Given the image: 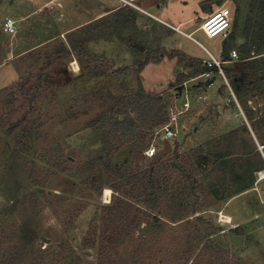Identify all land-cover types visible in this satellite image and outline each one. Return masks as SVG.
Segmentation results:
<instances>
[{
    "label": "rangeland",
    "instance_id": "rangeland-1",
    "mask_svg": "<svg viewBox=\"0 0 264 264\" xmlns=\"http://www.w3.org/2000/svg\"><path fill=\"white\" fill-rule=\"evenodd\" d=\"M160 1L169 9L159 13L175 22L196 11V32L139 11ZM60 2L0 0V264H97L102 207L110 204L105 187L119 170L144 172L156 159L145 150L165 144L161 126L146 128L130 102L163 96L177 131L172 151L156 161L166 165L157 170L164 172L163 199L147 207L142 227L152 225L144 233L109 252L112 264H264V86L235 92L238 105L228 101L221 75L209 86L187 63L208 57L206 47L225 61L233 89L229 69L238 61L258 57L264 75L257 3L71 0L60 9ZM221 7L232 10L233 26L210 38L199 28L202 18ZM6 16L17 32L2 31ZM86 19L92 22L79 24ZM110 119L128 131L119 125L107 145ZM182 197L192 210H180ZM222 212L233 220L222 221Z\"/></svg>",
    "mask_w": 264,
    "mask_h": 264
},
{
    "label": "trees",
    "instance_id": "trees-1",
    "mask_svg": "<svg viewBox=\"0 0 264 264\" xmlns=\"http://www.w3.org/2000/svg\"><path fill=\"white\" fill-rule=\"evenodd\" d=\"M256 3L258 5L257 7H259V11L264 13V0H254V5H256ZM259 36L260 35H258V38ZM260 39L261 36L259 40ZM132 42L133 41H131V43ZM261 44L262 45L260 46L258 55L264 53V42ZM80 48L82 53L88 54V51L83 49V46H80ZM64 49L67 50L66 47ZM245 52L249 53V50L246 49ZM245 52L244 50L243 52L240 50L243 59L250 57V55L247 56ZM227 55L225 53V57H228ZM146 63L147 62H144V64ZM187 63L188 66L193 69L192 76H198L206 69L201 58L198 59V61L192 58L191 60H188ZM259 65L260 60H258V57H255L253 59L238 61L232 68L229 69V72L232 76L233 85L235 86L234 90L237 95L240 94V92L243 93L248 90L263 88L264 75L260 73ZM185 76L186 75H181L179 81L182 82ZM135 100L136 99H134L133 102H130V105L138 109V112L141 115L142 124L146 128H153L156 125L163 127L170 121V107L165 99V96L161 98H155L153 100H145L144 103H142L143 101H141V99L137 98L138 101ZM119 125L124 128L126 135L128 128L125 127L124 124L114 122L112 119L104 122L103 126H108L107 132L105 131L106 133L102 134L105 144L108 145V140H111V138L113 139L117 136V133L120 130L116 127ZM16 128L17 125H15V128L13 129ZM143 139L145 140V136ZM177 149L178 147H176L173 151L175 152ZM164 163V160L159 163H152V161H150L144 172H126L119 170L117 175H115L116 182H111L112 184L110 185V188L113 189L114 198L113 200L111 198V200L108 202L110 204L104 205L102 207L104 210V215L102 217L103 223L98 238L100 251L97 257V264H112L113 257L110 256L109 252H111L115 246L123 243L126 239H133L137 232H141L143 230L142 224L146 222L144 221V216L151 214V211L147 210V207L157 208L160 206L163 195L159 189L163 183L162 173L164 172H157V170L162 166L166 168ZM178 167H182V164H177L175 166V168ZM182 173L185 174L186 172ZM165 177H167V179L170 177L169 172H166ZM142 203L145 204L146 208L142 205ZM177 204H181V206L184 207V209L180 210H192L191 206L193 204L188 205L187 199L184 197H182V199ZM96 231L97 230L94 231L95 234L90 240L91 245L95 244V241H97ZM107 241H109L108 245H106ZM144 245L145 244L143 241L138 243L137 250L134 251L133 254L134 260L137 261V257L143 251ZM138 262L140 261H137L136 263Z\"/></svg>",
    "mask_w": 264,
    "mask_h": 264
},
{
    "label": "built area",
    "instance_id": "built-area-1",
    "mask_svg": "<svg viewBox=\"0 0 264 264\" xmlns=\"http://www.w3.org/2000/svg\"><path fill=\"white\" fill-rule=\"evenodd\" d=\"M59 5H61V4L59 3ZM202 19L203 20H202L199 28H200V30L204 31V33L210 38H214V37L221 35V34H223L224 36L228 35V33L231 31V28L233 26V21H234L232 10L229 7H221L218 10L203 16ZM17 29H18V26H17L16 20L11 16H6L4 18V21H3L2 31L6 34H12V33L17 32ZM204 48L208 52V57L203 59V63L205 65L206 69L204 70L203 73H201L199 75V77H202L205 81H208L209 86H212L215 84V79L217 78V76L221 75L223 77V79L225 80L226 85L229 87V89H226L227 94L229 96L228 101L229 102H235L237 104L238 99L236 97L235 91L230 86V82L226 76L225 69L223 67V63L225 61L221 60V58L216 56L213 52L208 50L206 47H204ZM238 55H239L238 51L236 49H233L231 52V57L233 59H235V58H238ZM74 62H75V60L72 61L73 64H74ZM182 92H183V94H185L184 90ZM180 94H178V95H180ZM186 95H187V93H186ZM201 99L206 100L207 95L202 94ZM185 103H188V106L190 105V103L188 101H185ZM238 105H239V103H238ZM169 111H170V116L172 118L175 111L172 112L173 108H171V107L169 108ZM161 128L164 131V137L161 140L162 144H164L165 139L170 140L171 138H173L176 135L177 131L171 122H168L167 124H165ZM162 147L163 146L161 144L160 145L151 144L145 150V154L150 159L154 158L156 156L158 150H160V148H162Z\"/></svg>",
    "mask_w": 264,
    "mask_h": 264
},
{
    "label": "crops",
    "instance_id": "crops-1",
    "mask_svg": "<svg viewBox=\"0 0 264 264\" xmlns=\"http://www.w3.org/2000/svg\"><path fill=\"white\" fill-rule=\"evenodd\" d=\"M74 1H76V0H74ZM73 0H72V2H74ZM133 2H135V3H137V1L138 0H132ZM169 2V3H171V4H173V3H175L176 1H179V0H166V2ZM162 2L163 1H160V4L159 5H152V6H149V7H139V11H142V10H144V11H148L149 13H154L155 15H157V16H159L160 18H162V19H159L161 22H162V20L163 21H165V22H162V24H165V25H169L168 23H171V24H173L174 26H177V25H181V27H182V32H184V33H186V34H189V33H193V32H196L195 30V28H193V25H191L190 26V24H193V22H194V19H195V17L197 16V14H196V11L194 12V14L193 15H190V16H188V17H186V18H183V19H179L178 21H172V20H170V19H168V18H166V17H163L160 13H159V11H161V13L163 12L166 16L168 15L167 14V12H168V9H169V5H168V7H167V9L166 10H163V8H162V6H163V4H162ZM165 2V3H166ZM61 5H60V9H64L65 7H67V8H70V6L69 5H71V0H61ZM136 5V4H135ZM165 5V4H164ZM74 6H76V3L74 4ZM66 8V9H67ZM159 9V10H158ZM161 9V10H160ZM95 12H97L95 9H94V13ZM143 12V11H142ZM93 13V14H94ZM99 12H97V14H98ZM145 15H146V13L145 12H143ZM92 14V15H93ZM91 15V16H92ZM98 15H100V14H98ZM140 15H141V12H140ZM61 16H63L62 14H61ZM90 16V17H91ZM96 18V17H95ZM92 22V20L91 19H86V20H84V21H81L79 24L80 25H83V24H85V23H88V22ZM75 24V23H74ZM76 25H78V24H76ZM184 27H187V28H189L190 27V29H183ZM251 124L249 123V126H250ZM250 128H251V126H250Z\"/></svg>",
    "mask_w": 264,
    "mask_h": 264
},
{
    "label": "water",
    "instance_id": "water-1",
    "mask_svg": "<svg viewBox=\"0 0 264 264\" xmlns=\"http://www.w3.org/2000/svg\"><path fill=\"white\" fill-rule=\"evenodd\" d=\"M256 91H257V90H255V92H256ZM164 143H165V144H164V148L158 151V153H157V155H156V159H155V160H152V163H154V162L160 160L165 154H168L169 152L172 151V145H171V143H170V140L165 139ZM151 225H152V223L147 224V225L143 228L142 233H144V232H145V231H146ZM142 233H141V234H142Z\"/></svg>",
    "mask_w": 264,
    "mask_h": 264
},
{
    "label": "bare ground",
    "instance_id": "bare-ground-1",
    "mask_svg": "<svg viewBox=\"0 0 264 264\" xmlns=\"http://www.w3.org/2000/svg\"><path fill=\"white\" fill-rule=\"evenodd\" d=\"M77 64L78 63L75 61L74 65L76 66V69H79V65ZM104 193V197L107 199L106 202H109V200L111 199L112 189L110 187H105ZM221 217L222 221L231 222L233 220L230 214H225L224 212L221 213Z\"/></svg>",
    "mask_w": 264,
    "mask_h": 264
}]
</instances>
